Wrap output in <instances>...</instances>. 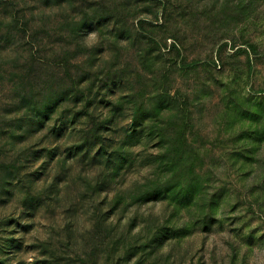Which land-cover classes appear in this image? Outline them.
I'll use <instances>...</instances> for the list:
<instances>
[{
    "label": "rangeland",
    "instance_id": "rangeland-1",
    "mask_svg": "<svg viewBox=\"0 0 264 264\" xmlns=\"http://www.w3.org/2000/svg\"><path fill=\"white\" fill-rule=\"evenodd\" d=\"M0 264H264V0H0Z\"/></svg>",
    "mask_w": 264,
    "mask_h": 264
}]
</instances>
